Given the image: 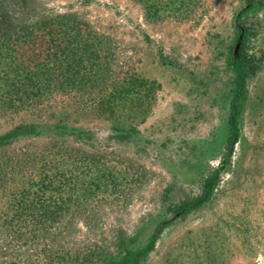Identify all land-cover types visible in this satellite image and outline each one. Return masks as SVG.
<instances>
[{
  "label": "trees",
  "instance_id": "trees-1",
  "mask_svg": "<svg viewBox=\"0 0 264 264\" xmlns=\"http://www.w3.org/2000/svg\"><path fill=\"white\" fill-rule=\"evenodd\" d=\"M132 1L143 6L149 22H159L189 20L201 0ZM6 4L0 0V117L32 119L0 134V264L145 263L173 220L209 204L231 169L243 138L250 82L264 69V56L255 49L264 0H245L234 17L224 57L230 79L218 165L204 176L198 195L168 205L173 218L158 221L144 244L119 232L107 248L78 244L72 234L80 224L98 228L97 211L113 203L135 175L130 166H109L103 150L90 151L92 133L76 127L73 116L108 122L110 140L131 143L160 85L123 72L116 41L77 13L33 11L22 18L28 14L25 0L17 2L18 12ZM59 98L67 107L50 112ZM23 141L30 143L18 146Z\"/></svg>",
  "mask_w": 264,
  "mask_h": 264
},
{
  "label": "rangeland",
  "instance_id": "rangeland-1",
  "mask_svg": "<svg viewBox=\"0 0 264 264\" xmlns=\"http://www.w3.org/2000/svg\"><path fill=\"white\" fill-rule=\"evenodd\" d=\"M5 1L18 12L19 0ZM25 1L28 14L22 18L33 11L77 13L116 41L123 72L160 85L131 143L110 140L108 122L84 114L72 120L92 133L90 151L103 150L109 166H130L135 175L113 203L97 211L98 228L80 224L72 240L107 248L124 232L144 244L158 221L173 218L169 204L200 193L204 176L222 156L230 79L224 57L245 0H201L189 20L159 22H149L143 6L132 0ZM260 18L255 49L264 56V11ZM51 106L50 112H60L67 102L59 98ZM31 119L0 117V134ZM143 264H264V69L250 82L243 138L213 200L173 220Z\"/></svg>",
  "mask_w": 264,
  "mask_h": 264
}]
</instances>
